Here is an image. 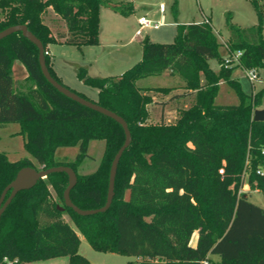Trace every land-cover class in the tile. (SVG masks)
<instances>
[{"label": "trees", "instance_id": "obj_1", "mask_svg": "<svg viewBox=\"0 0 264 264\" xmlns=\"http://www.w3.org/2000/svg\"><path fill=\"white\" fill-rule=\"evenodd\" d=\"M251 1L258 24L245 28L230 23L225 45L230 54L242 52L239 66L264 76V8L259 0ZM103 5L122 14L134 9L130 2L108 0H0V31L27 24L48 50L61 41L44 20L52 9L66 23L67 32L60 35L64 42L98 44ZM220 44L211 22L203 19L179 24L171 42L148 39L142 58L119 76H91L86 67H78L79 79L98 90L97 98L70 88L122 115L132 133L118 166L113 202L105 212L80 215L64 204L68 174H49L19 191L2 214L0 264H7L5 258L24 264L62 255L69 264H95L79 252L78 231L98 251L136 256L127 264H264V207L240 191L246 179L264 193V120H254L255 110L264 108V86L247 93L232 77L234 67L225 66ZM215 57L222 64L217 71L209 64ZM14 59L25 65L33 83L27 91L15 86ZM46 59L63 83L50 54ZM167 70L196 98L179 110L175 122L154 123L149 121L148 105L154 99L148 91L168 93L173 87H144L138 81ZM221 80L236 92L238 103L216 101ZM9 122L21 124L32 158L11 160L0 151V196L24 166L70 165L78 176L73 202L83 209L106 203L110 168L124 144V129L55 88L42 72L37 45L20 31L0 40V123ZM93 140L105 141L101 161L93 172L81 174ZM65 146H79L75 160L57 159V150Z\"/></svg>", "mask_w": 264, "mask_h": 264}, {"label": "rangeland", "instance_id": "obj_2", "mask_svg": "<svg viewBox=\"0 0 264 264\" xmlns=\"http://www.w3.org/2000/svg\"><path fill=\"white\" fill-rule=\"evenodd\" d=\"M259 1L264 8V0ZM121 2L134 3V9L128 14H122L118 11L116 12L113 8H100L98 44L76 46L64 41L49 44L50 57L55 62L57 74L64 84L79 92H84L92 99H96V88L88 85L83 88L82 84L79 83V77L77 78L78 67H87V73L91 76H119L138 62L143 55L138 59L135 57L131 63L123 64L118 58L130 53L138 55L143 52V40L148 34L151 36V40L164 39L162 42H171L174 37H171L170 34L176 29V26L173 25L174 22H176V25H185L191 22H199L205 17H209L214 31L218 34L222 43L218 47L219 55L226 60V65H228L226 67H234L232 77L239 79L242 88L249 94L255 93L264 86L263 72L259 74L260 80L250 81L247 77V70L238 65L237 60L229 53L225 45V41L231 35L230 23L245 28L258 24L257 11L251 0H122ZM161 3L166 6V11L163 14L159 12ZM175 8H177V15L175 14ZM141 15H147L149 18H155V20L159 18V20H163L167 24L157 29L146 28L143 31V35L136 36V31L140 27L138 20ZM44 20L52 28L53 34L62 40L61 33L67 32L65 21L51 10H48L44 15ZM227 59H230V62H227ZM209 64L216 71L222 65L218 57L210 59ZM12 71L15 86L20 91H27L29 86L33 85L31 81L27 80L28 71L19 59H14ZM202 80H204L203 75ZM175 81L176 79L167 72L138 81V85L144 87H173L168 93L158 92L154 89L148 91L156 99L148 105L149 121L154 123H173L179 116V110L190 107L195 101V92L193 94L188 93V90L177 85L180 82L183 83L179 76L177 77L178 83ZM184 92L187 94L177 95ZM216 101L219 104H236L239 99L229 84L225 80H221ZM104 147V140H93L90 142L88 151L90 156L79 167L81 174H88L96 170L101 161ZM0 151L6 152L11 160H18L24 157L32 158L25 147V139L21 133V124L19 122L0 123ZM79 152V146L60 147L56 152V157L60 161L70 162L75 160ZM37 166H39L38 168H43L38 164ZM244 180L245 183L240 191L249 192V199L264 207V193L257 188H252L246 182V179ZM66 218L70 219L69 215H66ZM69 222L76 228L73 220ZM78 233L81 238L79 252L95 264H127L128 261L136 259V256L133 255L98 251L91 246L88 239L81 232L78 231ZM196 236L197 232L194 234L193 242ZM58 257H65L69 264L67 255ZM213 257L215 259L220 258L219 255H214Z\"/></svg>", "mask_w": 264, "mask_h": 264}, {"label": "water", "instance_id": "obj_3", "mask_svg": "<svg viewBox=\"0 0 264 264\" xmlns=\"http://www.w3.org/2000/svg\"><path fill=\"white\" fill-rule=\"evenodd\" d=\"M22 32L25 37H27L30 41L37 45L39 49V62L42 69L43 74L47 78V80L57 88L61 93L70 97L71 99L85 105L91 109L99 111L109 117H112L117 122H119L125 132V141L124 144L117 151L116 155L111 164L110 175H109V185H108V193L106 203L99 207L93 209H83L75 204L71 198V190L76 185L78 181V176L76 170L70 165H56L48 168H36L34 166H24L22 167L16 177L5 187L1 196H0V223L1 217L6 208L12 202L17 193L21 190L30 189L35 186L38 181L42 178H46L49 174L54 172H66L68 174V185L64 190V204L65 206L71 207L76 213L80 215H92L99 212H105L111 206L114 196H115V183L116 176L118 171V166L120 163V159L125 151V149L131 144L132 141V133L129 127L127 120L117 113L116 111L109 109L91 99L85 98L76 91L72 90L70 87L64 85L60 81H58L51 73L46 59V48L42 40L28 28L27 24L19 23L15 25H11L0 31V40L4 37L15 33ZM149 39V36H146L143 40V43H146ZM254 120L263 121L264 120V108H258L254 112ZM10 194L7 196V194ZM59 207V206H58ZM60 208V207H59ZM63 208V207H61Z\"/></svg>", "mask_w": 264, "mask_h": 264}, {"label": "crops", "instance_id": "obj_4", "mask_svg": "<svg viewBox=\"0 0 264 264\" xmlns=\"http://www.w3.org/2000/svg\"><path fill=\"white\" fill-rule=\"evenodd\" d=\"M108 1H110V2H121L122 0H108ZM134 4V3H133ZM102 7H108V8H112V6H110V5H103ZM51 11H53L52 9H50ZM116 11V10H115ZM165 11H166V9H165ZM165 11H162V10H160L159 9V12L160 13H165ZM54 12V11H53ZM117 12V11H116ZM54 14H56L55 12H54ZM57 15V14H56ZM141 16H143V15H141ZM140 16V17H141ZM147 16V15H146ZM209 19V21L211 22V24H212V21H211V19L209 18V17H205L204 19ZM151 19H155V18H151ZM156 20H159V18L158 19H156ZM138 23H139V20H138ZM167 23L165 22V24L164 25H166ZM163 25V26H164ZM173 25L174 26H176V29H174V31H172L171 32V34H170V36L171 37H175V35H176V33H177V27H178V25L179 24H177L176 25V22H174L173 23ZM143 35V34H142ZM137 36V35H136ZM139 36H141V35H139ZM147 36H149V39H151V36L148 34ZM61 41H64V38H62V40ZM152 41H160V42H162V41H164V39H161V40H152ZM127 43H129V42H127ZM101 44V43H100ZM144 44V43H143ZM143 52H140L138 55L137 54H132V53H130V54H126V55H123L122 57H119L118 59H119V61L123 64V63H131L132 61H134L133 59H135V57H136V59H138V58H141V55H143L142 54ZM51 61H52V66H53V68H54V70H55V72L57 73V69H56V66H55V62L51 59ZM78 67V66H77ZM83 67H85V66H83ZM87 68V67H86ZM165 72H167V73H169L174 79H176V83H178V81H177V77L178 76H176V75H173V74H171V72L169 71V70H167V71H165ZM58 75V74H57ZM77 78H78V76H77ZM78 81H79V83L80 84H82V86H83V88H85L86 86H87V84H85L84 83V80H81V79H79L78 78ZM175 83V84H176ZM177 85H179V86H181V87H183V83L182 82H180V83H178ZM85 86V87H84ZM97 92H98V90H97ZM185 93V92H184ZM189 93V92H188ZM193 94V93H192ZM153 98H154V100H156L155 99V97L153 96ZM53 193H55V192H53ZM55 195V194H54ZM66 215H68V214H65L64 215V217L66 218ZM70 217V216H69ZM66 220L67 221H70L71 220V218L70 219H68V218H66ZM25 264H68V260L65 258V257H62V258H60V257H54V258H49V259H43V260H35V261H31V262H26Z\"/></svg>", "mask_w": 264, "mask_h": 264}, {"label": "built area", "instance_id": "obj_5", "mask_svg": "<svg viewBox=\"0 0 264 264\" xmlns=\"http://www.w3.org/2000/svg\"><path fill=\"white\" fill-rule=\"evenodd\" d=\"M165 9H166L165 4L161 3L160 4V10L165 11ZM205 21L209 22V19L206 18ZM139 24H140V27L136 31L137 36L142 35L144 29H146V28L157 29V28L163 26L165 24V22L163 20L151 19L148 16L143 15L139 18ZM46 54H49L48 50H46ZM232 55L235 57V60H237V63H240V56L242 55V52L238 51L237 53H234ZM227 62H230V59H227ZM224 63H225V66H228V65H226V60ZM247 77L250 81H253V82L260 80L259 73L255 69H247ZM263 152H264V147H263ZM223 172H224V169L221 168L220 173H223ZM258 172L263 173V171H261V170H258ZM4 260L7 262V264H13L15 261V260L8 259V258H5Z\"/></svg>", "mask_w": 264, "mask_h": 264}]
</instances>
